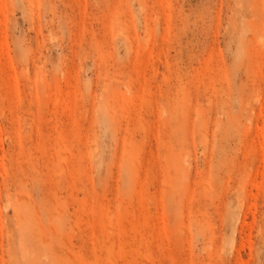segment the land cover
I'll list each match as a JSON object with an SVG mask.
<instances>
[{"label":"rangeland","instance_id":"obj_1","mask_svg":"<svg viewBox=\"0 0 264 264\" xmlns=\"http://www.w3.org/2000/svg\"><path fill=\"white\" fill-rule=\"evenodd\" d=\"M0 264H264V0H0Z\"/></svg>","mask_w":264,"mask_h":264}]
</instances>
